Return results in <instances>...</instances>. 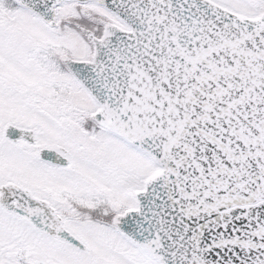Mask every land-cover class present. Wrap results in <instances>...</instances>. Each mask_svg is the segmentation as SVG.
Instances as JSON below:
<instances>
[{
    "label": "snow or ice",
    "instance_id": "obj_1",
    "mask_svg": "<svg viewBox=\"0 0 264 264\" xmlns=\"http://www.w3.org/2000/svg\"><path fill=\"white\" fill-rule=\"evenodd\" d=\"M0 264H264V0H0Z\"/></svg>",
    "mask_w": 264,
    "mask_h": 264
}]
</instances>
